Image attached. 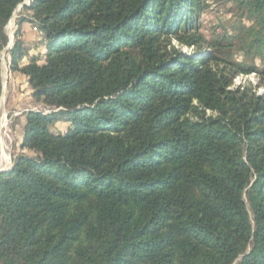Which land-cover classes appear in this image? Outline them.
I'll return each mask as SVG.
<instances>
[{"label":"trees","instance_id":"trees-1","mask_svg":"<svg viewBox=\"0 0 264 264\" xmlns=\"http://www.w3.org/2000/svg\"><path fill=\"white\" fill-rule=\"evenodd\" d=\"M24 1L0 0V96ZM232 1L243 61L200 33L201 0L22 6L33 20L16 25L9 72L44 110L25 114L0 174V264H264V0Z\"/></svg>","mask_w":264,"mask_h":264},{"label":"rangeland","instance_id":"rangeland-1","mask_svg":"<svg viewBox=\"0 0 264 264\" xmlns=\"http://www.w3.org/2000/svg\"><path fill=\"white\" fill-rule=\"evenodd\" d=\"M201 1H204L205 10L200 14L198 21L200 33L207 40L219 35L228 36L235 45V59L237 61L245 60L243 53L240 51L242 31L239 30L240 27L249 26L245 12L238 8L232 0ZM28 3L29 0H25L23 5H28ZM23 5H19L16 8L5 27L8 43L1 53L2 93L0 96V151L3 149L8 163L0 161V170L5 171L11 168L13 156L17 153H21L19 146L23 137L25 114L28 111L44 110L42 104L32 98V92L26 80L18 73L11 74L9 72L10 57L8 53L15 41L16 25L20 19L33 20L32 14L24 11L22 8ZM19 37L22 43H24V47L29 48V53L37 52L35 50L39 43L37 41L42 38V35L28 21L21 24ZM172 44L183 54L194 55L196 53L195 49L180 46L176 41H173ZM254 63L261 67L258 58L254 60ZM25 64L23 60L21 65ZM239 82L236 81L233 87H235V85L238 86ZM241 82L243 86L248 83L257 85L259 84V77L244 76ZM256 91L260 95H263L264 85L259 86ZM45 110L47 111V109ZM57 127L60 130H64L63 122H58Z\"/></svg>","mask_w":264,"mask_h":264},{"label":"bare ground","instance_id":"bare-ground-1","mask_svg":"<svg viewBox=\"0 0 264 264\" xmlns=\"http://www.w3.org/2000/svg\"><path fill=\"white\" fill-rule=\"evenodd\" d=\"M4 148V147H3ZM0 161H3V162H5V163H8V160H7V158H6V156H5V154H4V151H3V149H1V151H0ZM4 163V164H5ZM3 166V165H2ZM2 168H4V167H2Z\"/></svg>","mask_w":264,"mask_h":264},{"label":"built area","instance_id":"built-area-1","mask_svg":"<svg viewBox=\"0 0 264 264\" xmlns=\"http://www.w3.org/2000/svg\"><path fill=\"white\" fill-rule=\"evenodd\" d=\"M243 77H244V76H238L237 78H235L234 81H233V82H234L233 84H235L236 81H238V82L240 81L239 84H238V86L242 85L241 80H242ZM249 77H250V76H249ZM251 77H254V75H251ZM235 86H236V85H235Z\"/></svg>","mask_w":264,"mask_h":264},{"label":"crops","instance_id":"crops-1","mask_svg":"<svg viewBox=\"0 0 264 264\" xmlns=\"http://www.w3.org/2000/svg\"><path fill=\"white\" fill-rule=\"evenodd\" d=\"M36 50V49H35ZM30 51V50H29ZM36 51H38V50H36ZM37 52H35V53H30V54H36ZM24 62L26 63V61L24 60Z\"/></svg>","mask_w":264,"mask_h":264},{"label":"water","instance_id":"water-1","mask_svg":"<svg viewBox=\"0 0 264 264\" xmlns=\"http://www.w3.org/2000/svg\"><path fill=\"white\" fill-rule=\"evenodd\" d=\"M3 172H5V170H0V174L3 173Z\"/></svg>","mask_w":264,"mask_h":264}]
</instances>
